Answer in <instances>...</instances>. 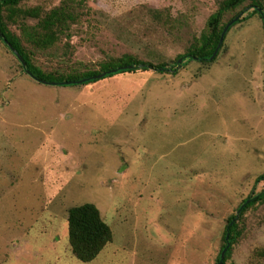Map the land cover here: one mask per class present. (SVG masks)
Segmentation results:
<instances>
[{
  "label": "rangeland",
  "instance_id": "obj_1",
  "mask_svg": "<svg viewBox=\"0 0 264 264\" xmlns=\"http://www.w3.org/2000/svg\"><path fill=\"white\" fill-rule=\"evenodd\" d=\"M220 1L30 0L19 9L76 17L57 52L25 46L43 72L70 76L125 55L173 65ZM22 25L8 24L23 38ZM262 174L258 16L228 33L210 65L187 60L177 75L138 71L74 88L32 80L0 40V264H216L228 218L264 190ZM86 203L113 232L89 263L73 255L68 226L69 210ZM240 227L227 264H264V203Z\"/></svg>",
  "mask_w": 264,
  "mask_h": 264
},
{
  "label": "trees",
  "instance_id": "obj_2",
  "mask_svg": "<svg viewBox=\"0 0 264 264\" xmlns=\"http://www.w3.org/2000/svg\"><path fill=\"white\" fill-rule=\"evenodd\" d=\"M30 0H0V36L1 42L14 54L16 51L23 60L21 63L23 71L39 84L58 87L74 88L89 86L100 81L113 78L126 73H137L138 71L154 70L159 74L170 73L179 74L181 68L185 67L187 60L197 61L203 65L214 63L222 50L223 45L216 53L220 40L226 27L228 33L237 25L245 22L248 18L258 16L263 23L264 29V1L263 0H221L217 11L209 18L207 28L199 39H196L194 46H191L187 53L181 55L173 65L159 64L153 65L148 62L138 60L131 55H125L117 63L103 62L100 69L87 71L78 75L55 76L47 74L36 67L25 47L28 43L33 48L41 45L43 50L55 51V45L67 36L71 25L75 22V16L67 14L61 8L52 11L44 17L38 18L34 11H23L19 5ZM239 10L227 24H223L225 16L230 12ZM250 10L252 14L244 17ZM20 18V20H17ZM37 18L38 23L34 26L26 24V20ZM22 19V20H21ZM22 23L23 38L11 32L8 24ZM224 40V42H225ZM224 44V43H223ZM14 56L18 59L17 55ZM25 64V65H24ZM264 182V174L260 175L256 181L257 187ZM264 203V190L260 193L252 194L246 198L237 208L236 213L227 220V225L223 235V244L216 264H227L233 253V249L242 237L243 231L241 223L247 212L254 206ZM69 243L73 255L80 261L89 263L94 261L113 241V232L109 225L103 220L100 210L91 203L73 207L68 212ZM225 257L222 259V255Z\"/></svg>",
  "mask_w": 264,
  "mask_h": 264
},
{
  "label": "water",
  "instance_id": "obj_3",
  "mask_svg": "<svg viewBox=\"0 0 264 264\" xmlns=\"http://www.w3.org/2000/svg\"><path fill=\"white\" fill-rule=\"evenodd\" d=\"M229 26H230V25H228V27H226V29H225V31H224V34H223L222 37H221V40H220L219 46H218V48H217V50H216V53L219 51V49L221 48V46H222L223 43H224V40H225V34H226V31H227V29L229 28ZM1 35H2V34L0 33V36H1ZM14 54L17 55L19 61H22V60H23L21 57H19V55L17 54L16 51L14 52ZM24 65H25V64H24ZM224 257H225V255L223 254V255H222V259H223Z\"/></svg>",
  "mask_w": 264,
  "mask_h": 264
}]
</instances>
